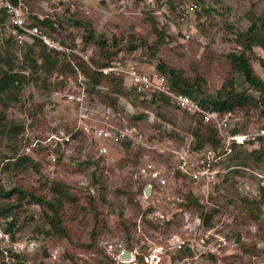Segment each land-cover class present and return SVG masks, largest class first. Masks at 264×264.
Returning a JSON list of instances; mask_svg holds the SVG:
<instances>
[{
    "label": "rangeland",
    "instance_id": "1",
    "mask_svg": "<svg viewBox=\"0 0 264 264\" xmlns=\"http://www.w3.org/2000/svg\"><path fill=\"white\" fill-rule=\"evenodd\" d=\"M178 1L172 0L174 5ZM200 1L221 15L202 19L196 15L190 26L177 22L169 0H20L30 21L50 19L60 37L76 35L72 41L92 61L101 58L96 42L106 41L111 51L118 52V59L136 63L142 71L155 70L163 63L195 88L201 83L200 98L244 92L258 97L233 69L229 55L243 51L235 41L236 31L264 19V0ZM155 24L166 37L154 56ZM91 31L96 42L86 44L82 40ZM130 46L138 48L129 51ZM31 49L33 55L41 51L40 45ZM17 52L11 61L16 71L25 70ZM255 53L264 59V51L256 49ZM253 67L264 81V69L257 60ZM39 75L29 80L19 102L7 94L0 101V193L19 188L50 201L54 183H60L76 200L63 203L66 235L62 236L53 230L48 209L31 205L29 200L21 204L19 195L10 200L0 197V205L17 207L12 212L18 226L14 243L30 246L23 256L25 264H119L115 259L124 251H138L137 261L131 264H264V206L258 221L250 218L246 208V200L260 201L264 162L257 164L249 158L246 146L230 155L239 153L248 168L233 170L237 164L228 155L216 165V186L197 183L178 168L181 155H193L196 150L194 132L199 124L195 116L171 104L157 108L121 99V104L132 105L127 117L142 137L129 145L114 144L97 135L105 125L101 113L80 126L78 107L62 96L80 94V88L73 85L76 79L64 76L67 85L59 89L53 83L63 76L55 74L46 86L45 76ZM83 104L91 111L110 101L88 93ZM142 114L146 115L143 119ZM235 121H246L251 131L264 125L260 110L253 106L236 109ZM16 125L24 128L20 136L12 139L3 134L6 127ZM52 135L61 139L57 147L56 141L49 142ZM35 140L48 144L46 148L39 144L28 155L38 170L33 164L17 170L15 161ZM196 163L193 157L192 169ZM162 179L167 185H162ZM148 186L150 195L145 194ZM207 215L212 216L209 226Z\"/></svg>",
    "mask_w": 264,
    "mask_h": 264
},
{
    "label": "trees",
    "instance_id": "2",
    "mask_svg": "<svg viewBox=\"0 0 264 264\" xmlns=\"http://www.w3.org/2000/svg\"><path fill=\"white\" fill-rule=\"evenodd\" d=\"M10 1L14 4H18L20 0ZM186 1H194L201 7V11L197 13V17L199 19L204 18V16L215 17V15H221L218 10L206 6L200 0H179L175 3V5L172 0H169V3H171L170 6L172 8V14L175 19L177 5ZM74 24L76 26H82V23L80 21H75ZM33 25L39 27L43 33L50 36L58 33L56 24L50 19H35ZM154 29L158 36L157 46L153 48V55L155 56L159 46L163 45L166 36L164 34L165 31H160L156 24L154 25ZM73 36L75 37L76 35H69V46H75V44H78V42L75 43L74 41H72L73 39L71 38H74ZM82 41L87 44L96 42V38L91 31L88 32V35L85 36ZM235 41L243 49V51L240 54L229 55L231 65L236 72L243 76L245 83L250 89L254 90L258 97H256L255 95H251L248 92H244L236 95H231L230 93H228L225 95H221L216 99L205 97L200 98L197 93L201 92V83H198L199 89L195 88V86L187 79H185L178 71L170 69L163 63H159L156 70L168 78L173 88L190 96L198 98L203 105L208 106L213 110H217L222 114L229 112L235 114L236 109L244 111L249 106H253L260 110V115L264 118V81L255 73L253 67V61L257 60L261 67L264 69V59L257 58L255 53L256 49H261L262 51H264V19L262 20L259 18L251 21V25L245 31H236ZM96 43H98L101 49L100 61H92V59L90 60L89 57H87V55H85L84 53L86 59L73 56L71 59L72 62L69 61L65 55H60L58 53L49 51L44 45L36 43L35 45H40L41 47L39 55H33V50L31 49V47L33 46H28L24 50V60L19 61V63L21 64V68H24L25 70L16 71V66L13 65L11 59L12 53L17 52V48L15 47L14 41L8 38L0 48V101H3L5 95L7 94L10 100L19 102L22 96L21 93L23 92L25 86L28 84L29 80L33 81L39 74L45 76L44 83L46 86L47 82L50 83L51 77H53L55 74H58V76H63L58 83H53L54 85L57 84L56 86L59 89H65L67 85L68 79H64V76L70 74L71 77L76 79L77 81L80 74L84 77L87 93H93L98 96H106V98L110 101L109 105L114 108L121 106V99L124 98H128V100L132 102L146 105L148 107L156 106L157 108H162L163 106L171 104L169 98L157 93L153 94L148 99H142L141 95L138 94L135 89H129L125 85L123 76H117L113 73H104V69L108 68L118 60V52L111 51L107 46L108 44L106 41H99ZM137 48V46H130L128 50L134 51ZM81 50L82 52H84L83 49ZM28 67L31 68V72L28 71ZM21 71H23V73ZM144 117H146V115L142 114L140 118L143 119ZM195 117L199 124V129L194 132V149L199 150L208 146L216 151L221 149V152H224L223 140L220 137L217 129L210 124H205L203 122V119L198 118L197 116ZM261 127H264V125L260 126V128ZM23 130L24 128L20 125L12 126L10 128L8 126L5 128V131H3V134L5 133V135L9 136L12 139H15L22 134ZM72 131H74V129ZM249 132H251V129L249 127V123H247L246 121H235L233 123L231 131L232 134H245ZM128 143L130 144V142H125V144L129 145ZM232 147L234 152L236 148H243L245 146L234 144ZM248 147L249 145H246L245 148L249 150V152L246 151V153H248L249 155V158L253 159L257 164L263 163L264 137L258 139L257 146H250L252 147V149H249ZM231 155L228 156L230 162L237 164L236 167H234L236 169L233 170L248 168L247 160L242 159L239 156V153H236V155L234 156ZM32 164L35 165L34 167H36V170H38V165L31 158H29L28 155L23 154L21 158L15 161V168L19 170L17 167H20L22 170H26L27 168H29L28 166ZM54 186V195L52 200L50 201H46L41 197L29 194L19 188H13L8 193H0V197L5 198L6 200H10V198H12L14 195H19V201L21 204L29 200L28 203L31 205H37L39 207H43V209L46 210L48 209L52 213V216L48 218L50 224L53 226V230L57 234L63 236L66 235L62 227L63 217L61 214V209L63 203L65 199H67V201H75L76 198L67 191H64V187L60 183H54ZM260 193V201L246 200V208L248 210V214L254 221H258L260 219L261 209L264 206V185H261ZM16 208L17 207H11L10 205H0V219L4 220V232L10 235L13 242L16 240V231L18 228L16 219H14L12 216V212ZM211 217V215H207V218H205V222L208 226L210 225ZM11 256L14 258V262L6 263L4 261V254L0 250V264H25L23 262L26 259L25 257H23L25 255L11 252Z\"/></svg>",
    "mask_w": 264,
    "mask_h": 264
},
{
    "label": "built area",
    "instance_id": "3",
    "mask_svg": "<svg viewBox=\"0 0 264 264\" xmlns=\"http://www.w3.org/2000/svg\"><path fill=\"white\" fill-rule=\"evenodd\" d=\"M201 11V7L194 1H186L177 5L176 20L183 25L193 26V22L196 19V15ZM26 13V8L19 1L18 4L12 3L10 0H0V46L9 38L14 41L17 48L16 56L20 61L24 60L23 51L28 46H34L36 43L44 45L47 50L60 55H65L69 61L72 62V57L77 56L86 59L84 53L81 50V46L78 43L76 46H69L67 37H60L59 33L53 36L45 34L42 30L33 25V20L30 21ZM23 73V71H21ZM104 73H113L117 76H123L125 85L129 89H135V91L141 95L142 99H148L153 94H161L170 99L171 105L176 109L186 112L188 115L197 116L203 119L205 124H210L215 127L223 140L224 153L221 154V149L214 150L210 147L193 151V155H189V152L182 154L180 157L179 171L184 175L190 176L197 183L205 181V184L210 187H214L219 183L218 171L216 165L224 157H227L233 152V145H258V139L264 137V127H261L255 131H251L245 134H232L233 117L234 113L229 112L222 114L217 110L205 106L201 101L193 96L180 92L172 87L170 81L159 71H142L136 63L126 62L124 59H118L111 66L103 70ZM73 85L80 88V94L78 96L73 94L62 95L67 97L69 101L74 103L79 109L78 118L79 125L83 126L91 118V115H97L101 113V118H104L105 125L103 128L97 130L98 137L104 141H109L114 144H120L124 142H138L142 137L139 128L129 123L127 117L128 112L132 113V105L121 104L118 107H112L110 105H96L94 108L88 110V107H84V100L87 97V91L85 86L84 77L79 74L78 80L74 81ZM79 128L74 130L77 132ZM86 130V129H85ZM96 133V132H95ZM68 140V139H66ZM56 141V147L61 142L57 136L52 135L49 142ZM48 147L47 143L39 140H35L33 143L27 145L25 149L26 155L33 153L40 146ZM197 158V163L192 167V158ZM52 162H56V157H50ZM162 185H167V180L162 179ZM4 220L0 219V240L9 245H3L1 243L0 250L4 254V261L6 263L14 262V258L11 256V252L20 255H26V250L30 251L29 245H21V243H14L11 240L9 234H6L3 229ZM201 226V223H199ZM3 240V241H2ZM33 248L34 245H31ZM179 250H182L183 245L179 243L177 245ZM131 253L130 259H123L122 256H118L115 261L119 264H131L137 261L138 251H129ZM54 259L60 258V256L54 255Z\"/></svg>",
    "mask_w": 264,
    "mask_h": 264
},
{
    "label": "water",
    "instance_id": "4",
    "mask_svg": "<svg viewBox=\"0 0 264 264\" xmlns=\"http://www.w3.org/2000/svg\"><path fill=\"white\" fill-rule=\"evenodd\" d=\"M151 192V187L148 186L145 189V194L150 195ZM123 259H130L131 258V253L129 251H124V255L122 256Z\"/></svg>",
    "mask_w": 264,
    "mask_h": 264
},
{
    "label": "crops",
    "instance_id": "5",
    "mask_svg": "<svg viewBox=\"0 0 264 264\" xmlns=\"http://www.w3.org/2000/svg\"><path fill=\"white\" fill-rule=\"evenodd\" d=\"M124 105V104H123ZM125 106V105H124Z\"/></svg>",
    "mask_w": 264,
    "mask_h": 264
}]
</instances>
